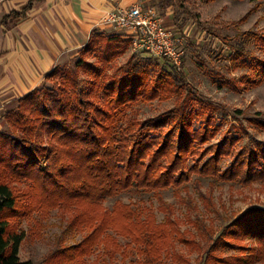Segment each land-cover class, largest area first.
<instances>
[{
	"label": "trees",
	"instance_id": "1",
	"mask_svg": "<svg viewBox=\"0 0 264 264\" xmlns=\"http://www.w3.org/2000/svg\"><path fill=\"white\" fill-rule=\"evenodd\" d=\"M178 1H161L162 6L173 7L176 23L182 10ZM131 46L132 39L123 32L94 30L73 69L57 65L46 76L49 84L38 86L6 112L8 128L0 130V264H33L19 256L21 245L35 232L21 228L22 221L34 219L39 209L56 206L71 216L43 264H99V254L89 259L102 247L110 258L136 248L144 264H167L168 258H179L176 240L197 249L200 264L264 260V206L224 218L219 231L213 221L206 224L197 218L196 235L181 230L161 193L180 188L194 174L240 180L243 185L264 183V143L249 151L243 148L222 171L221 160L232 154L240 137L227 133L203 148L221 129L213 126L212 115L204 125L193 127L206 105L195 114L181 104L180 110L121 125L135 104L182 90V73L161 68L153 80L150 63H135L121 75L108 74V67ZM234 49V59L251 57V62H244L252 64L257 76L247 75L248 82L264 77V59L246 53L242 43ZM90 54L95 62L87 59ZM81 71L89 78H82ZM253 121L264 124L258 118ZM131 188L154 192L167 212L165 220L158 222L153 210L141 203L116 199L111 208L106 206L108 199ZM79 233L80 241L65 244L67 236ZM116 234L129 241L121 244Z\"/></svg>",
	"mask_w": 264,
	"mask_h": 264
},
{
	"label": "rangeland",
	"instance_id": "2",
	"mask_svg": "<svg viewBox=\"0 0 264 264\" xmlns=\"http://www.w3.org/2000/svg\"><path fill=\"white\" fill-rule=\"evenodd\" d=\"M178 2L182 6L179 13L180 23L174 21L171 5H164L162 8L157 4L155 7L163 15L165 24L172 27L183 40L186 54L181 67L174 69L165 58L144 50H134L131 46L108 67L107 72L110 75H121L124 69L135 63H150L153 80L161 68L174 70L175 74L182 73V90L167 95L165 99L158 97L135 104L127 112L128 119L121 122V125L124 126L129 120L144 121L168 114L182 106L181 104L187 108L186 111L193 109L195 114L206 105L201 112V118L196 116L193 127L204 125L205 119L212 115L213 126L220 125L221 129L203 148L219 142L227 133L240 137L232 154L221 160L220 166L224 171L232 164L240 150L245 148L249 151L256 148L259 142L264 143V124L253 121L255 118L264 120V77L248 82L247 75L251 74L253 78L257 76L252 72V64L244 62H251V57L234 59V46L240 43L244 45L246 53L248 51L264 59V0ZM168 11H172L169 16L166 15ZM180 24H183V28H180ZM78 58L79 55L59 65L73 69ZM87 59L91 62L97 60L92 54L87 55ZM80 76L89 78L82 71ZM44 84L49 82L44 81L42 85ZM7 128L6 126L4 129ZM195 158L197 160L199 156L196 155ZM194 159H190V164H193ZM161 193L165 202L170 205L171 211L168 213L172 215V219L179 222L181 230H190L196 235L198 233L193 221L197 218H203L206 224L213 221L219 231L225 225L224 218H234L251 207L264 206L262 182L243 185L240 180L225 181L194 174L192 180L180 188L170 187ZM116 199L145 204L153 210L158 222L165 220L167 212L162 209L160 201L152 191L131 188L115 198L108 199L106 206L111 208ZM47 210L39 209L34 213V219L25 218L22 221L21 228L29 231L33 228L35 231L21 245L19 256L23 261L31 260L33 264H43L44 257L55 248L57 238L64 233L71 212L60 206ZM116 236L123 245L129 241L123 236ZM67 237L65 244H75L83 238V234L79 233L75 238L70 235ZM103 251V247L97 248L89 260L96 259L99 254V264H144L143 255L139 254L136 248L128 249L126 256L118 251L114 258H110ZM175 252L179 258H168L167 264H200V253L194 247L176 240ZM182 258H186L188 263ZM252 264H264V260H255Z\"/></svg>",
	"mask_w": 264,
	"mask_h": 264
},
{
	"label": "crops",
	"instance_id": "3",
	"mask_svg": "<svg viewBox=\"0 0 264 264\" xmlns=\"http://www.w3.org/2000/svg\"><path fill=\"white\" fill-rule=\"evenodd\" d=\"M138 2L163 8L157 0H0V130L6 112L75 58L94 30L123 32L104 23L110 11Z\"/></svg>",
	"mask_w": 264,
	"mask_h": 264
},
{
	"label": "built area",
	"instance_id": "4",
	"mask_svg": "<svg viewBox=\"0 0 264 264\" xmlns=\"http://www.w3.org/2000/svg\"><path fill=\"white\" fill-rule=\"evenodd\" d=\"M104 23L125 32L132 39L134 50H144L169 59L176 67L183 65L185 45L177 32L165 24L163 15L154 6L141 2L116 8Z\"/></svg>",
	"mask_w": 264,
	"mask_h": 264
}]
</instances>
